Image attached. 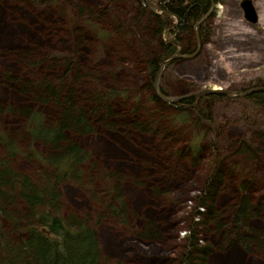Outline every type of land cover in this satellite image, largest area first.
I'll return each mask as SVG.
<instances>
[{"label": "rangeland", "instance_id": "374dc122", "mask_svg": "<svg viewBox=\"0 0 264 264\" xmlns=\"http://www.w3.org/2000/svg\"><path fill=\"white\" fill-rule=\"evenodd\" d=\"M252 1L258 15L253 24L246 19L241 0L219 2L216 13L210 16V41L203 44L196 38L199 55L194 53L164 66L158 83L164 87L166 94L158 89L162 95L180 96L205 87L233 90L264 78V0ZM137 3L56 0L54 4H39L0 0V71L19 74L26 69L28 74L35 75L37 71L20 66L15 60L28 45L31 59L76 56L80 79L73 84L79 92L128 90L124 100L111 104L115 113L110 121L118 124L117 128L111 130L92 120V133L72 136L91 154L94 179L87 174L81 184L62 183L59 216H76L95 228L100 243L97 264H180L185 236L194 221L199 247L210 249L206 264H264V147L256 135L259 126H264V117L258 108L239 99L243 96L217 100L213 110L216 121L203 129V151L194 157L183 150L195 139L196 127L182 122L172 127L167 117L174 112L160 102L155 113L165 114L158 119L162 128L170 132L168 136L160 133L152 137L126 128L133 116L123 109L124 105L134 100L135 94L140 101L146 99L149 92L144 50L149 48L156 57L162 53L153 38L154 17L147 13L155 9L152 11L146 2V15L139 18ZM37 70L53 81L50 76L55 77L62 69H51L46 62ZM30 75L29 79L34 81L35 76ZM2 82L3 106H31L44 114L46 122L53 120L57 112L51 105L33 101L37 89L18 93ZM142 114L140 118H145ZM0 124L17 137L22 149L27 147L23 119L4 114ZM215 141L218 151L212 149ZM32 145L40 152L45 150L39 143ZM180 151L182 156H178ZM216 159L220 178L207 191L206 205L197 210V199ZM11 164L32 177L39 169L36 161L23 156H17ZM112 173L119 175L116 183L126 207L123 214L116 216L105 208L111 200L105 194L111 188L107 181ZM95 175L99 177L95 179ZM242 182L246 184L243 189ZM244 196L258 215L235 225L234 212ZM218 221L222 227L217 228ZM147 224L157 230V238L142 236ZM243 231L255 234L249 247L240 240L229 243L236 239L237 232ZM240 256L244 257L242 261Z\"/></svg>", "mask_w": 264, "mask_h": 264}, {"label": "trees", "instance_id": "16d2710c", "mask_svg": "<svg viewBox=\"0 0 264 264\" xmlns=\"http://www.w3.org/2000/svg\"><path fill=\"white\" fill-rule=\"evenodd\" d=\"M29 1L39 4L44 1L47 4L56 3V0ZM59 1L64 2V0ZM219 1L223 0H136L139 6L137 14L139 18L146 15L148 10L146 2L156 11V13H147L154 17L153 38L162 53L158 60L157 55L149 48L147 51L144 50V75H146V89L148 88L149 92L146 99L142 98L140 101L135 94L134 100L127 106L124 105L123 109L133 116V119L127 120L126 128L133 132L150 134L152 137L160 133L168 136L170 132L162 128V122L158 119L163 118L165 114L157 116L155 113L158 108L155 106L160 102L162 106L170 107L174 112L167 117L172 127L181 122L196 127L195 139L188 144L189 146L186 145L187 151L183 150L193 157L203 151V129L206 126H213L216 121L213 114L215 102L227 96L202 92L197 96L167 103L156 96L154 81L161 62L175 53L177 42L185 44L183 47L185 53L199 55L200 51H196L198 50L196 38L204 44L210 41L211 35L209 19L201 23L199 21L209 13L212 3L217 4ZM214 13L215 10H212L211 15ZM27 46L23 47L14 59L20 66L24 65L27 69L37 71L36 74L30 75L26 69L21 70L19 74L2 70L0 82L3 81L2 84L14 88L13 91L18 93L37 89L33 98L35 104L51 105L57 113L53 120L46 122L44 114L34 107L11 104L3 106L0 103V117L8 114L23 119L25 124L23 134L28 139L27 147L22 149L16 142L17 137L11 136L12 134L0 124V264H97L100 255L97 231L87 220H80L72 215L64 218L59 216L60 186L63 182L81 184L87 178V174L88 178H93L91 172L94 169L89 162L91 154L72 136L92 133L94 130L91 127L92 120L111 130L117 128L118 124L110 121V117L115 113L111 104L115 100H124L128 90L113 88L79 92L73 84L80 79V67H78L80 64L76 56L31 59L27 54L30 51ZM180 59L183 58H177ZM46 62L51 69H62L55 77L50 76L53 81L46 79L48 75L43 76L38 73L37 68ZM29 75L35 76V80L29 79ZM256 86H264V78H256L245 86L234 88L233 91L243 92ZM160 88L166 94L163 85L160 84ZM239 99L258 108L259 113L264 117V91H256ZM142 113H145V118H140L139 114ZM256 135L264 147V126H259ZM33 143L43 145L45 150L38 151ZM218 147V142L212 143V149L218 151ZM183 152H178V156H182ZM17 156L37 162L39 169L34 177L12 167L11 162ZM216 163L217 159L211 167L212 174L207 176L206 184L197 199L199 204L197 210L206 205L207 191L212 186H216L220 178L221 170L215 167ZM98 177L95 175V179ZM117 180L119 175L110 174L107 183L109 182L111 188H108L105 194V197L111 199V203L108 200L105 208L114 216L123 214L126 210ZM245 185L242 182L241 188H245ZM114 202L117 205H114ZM240 202V206L234 212L235 225L247 223L253 215H258L252 202H249L245 196ZM195 224L194 221L192 228L186 233L180 264H206L205 257L210 249L199 247ZM216 225L217 228L222 227L219 221ZM145 227L142 236L149 239L158 237L153 225L147 224ZM238 230H241L240 226ZM237 233L236 239H230L229 243L240 240L247 248L250 242L254 241L252 238L255 237L254 233L248 234L245 231ZM199 253L202 255H198ZM243 259L244 257H241L239 261Z\"/></svg>", "mask_w": 264, "mask_h": 264}, {"label": "water", "instance_id": "95a60500", "mask_svg": "<svg viewBox=\"0 0 264 264\" xmlns=\"http://www.w3.org/2000/svg\"><path fill=\"white\" fill-rule=\"evenodd\" d=\"M240 5H241V8L243 9V13H244L246 19L252 24L257 22L258 15H257L255 5L253 4V1L252 0H241ZM150 9H152V8H150ZM152 11H153V9H152ZM197 40L199 41V39H197ZM181 50H182V45H180V43H179V48L177 50V54L171 58H167V60L162 61L160 69H158V71H157V76H156L155 83H154L155 94H156V96H160L162 98V100L165 102L176 101V100L188 98L191 96H197V95L201 94L202 92H205L208 94H213V93L214 94H221V95H226L227 97H235V96H246V95H249L251 93H255L256 91H264V86L252 87V88L245 90L244 92H236L235 90L233 91L232 89L224 88V87L223 88H221V87H212V88L205 87V88H201L199 90L192 91L189 94H183L180 96H169V97L164 96L160 93V90H158V89H160V85H158V83H160V78L162 76V69L164 68V66L167 65L168 62L177 59L178 56H180V54L182 52ZM191 56L192 55H190V54L184 55V57H186V58H189Z\"/></svg>", "mask_w": 264, "mask_h": 264}, {"label": "flooded vegetation", "instance_id": "af4514ba", "mask_svg": "<svg viewBox=\"0 0 264 264\" xmlns=\"http://www.w3.org/2000/svg\"><path fill=\"white\" fill-rule=\"evenodd\" d=\"M219 2H223V1H219ZM219 2L217 3V4H214V3H212V8L210 9V11H209V13L208 14H206L205 16H203V18L199 21V23H201V22H203L205 19H209L208 20V24H210V19H211V11L212 10H215V13H216V8H217V5L219 4ZM151 8V7H150ZM215 8V9H214ZM154 10V9H153ZM156 12V11H155ZM157 14H160V13H157ZM195 29H196V27H195ZM179 43L180 42H177V44H178V46H179ZM183 46V45H182ZM177 50H178V47H177V49H176V51H174L175 53L171 56V57H173L174 55H176L177 54ZM186 51H184L183 50V47H182V54H180V56L179 57H184V55H188L187 53H185ZM171 57H168V58H171ZM157 59L158 60H160V57H157ZM165 60H167V59H165ZM177 60V59H176ZM164 61V60H163ZM173 62H175V60H173V61H171V63H173ZM169 63V62H168ZM162 64V63H161ZM161 66V65H160ZM244 92V91H243ZM239 97V96H238Z\"/></svg>", "mask_w": 264, "mask_h": 264}, {"label": "bare ground", "instance_id": "6f19581e", "mask_svg": "<svg viewBox=\"0 0 264 264\" xmlns=\"http://www.w3.org/2000/svg\"><path fill=\"white\" fill-rule=\"evenodd\" d=\"M182 51V50H181ZM196 54V53H195ZM189 55V54H188ZM191 55V54H190ZM194 56V55H193ZM179 57V56H178ZM163 70V69H162Z\"/></svg>", "mask_w": 264, "mask_h": 264}]
</instances>
